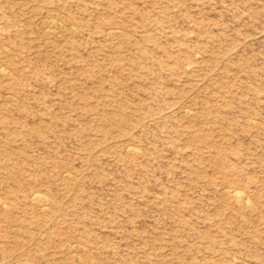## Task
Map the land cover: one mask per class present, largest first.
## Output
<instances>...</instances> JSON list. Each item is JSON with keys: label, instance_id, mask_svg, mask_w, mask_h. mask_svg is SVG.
Returning a JSON list of instances; mask_svg holds the SVG:
<instances>
[{"label": "rangeland", "instance_id": "obj_1", "mask_svg": "<svg viewBox=\"0 0 264 264\" xmlns=\"http://www.w3.org/2000/svg\"><path fill=\"white\" fill-rule=\"evenodd\" d=\"M0 264H264V0H0Z\"/></svg>", "mask_w": 264, "mask_h": 264}, {"label": "bare ground", "instance_id": "obj_2", "mask_svg": "<svg viewBox=\"0 0 264 264\" xmlns=\"http://www.w3.org/2000/svg\"><path fill=\"white\" fill-rule=\"evenodd\" d=\"M234 189V188H233ZM236 189V188H235ZM232 190V189H231ZM230 190V191H231ZM241 192V191H240ZM238 191H234V196L239 200V199H242L244 197V194L242 195V192L240 193ZM36 195V194H35ZM243 196V197H242ZM36 198L40 199L41 197L39 195H36ZM245 198V197H244ZM236 200V199H235ZM39 201V200H38ZM241 201V200H240ZM245 201V199H244ZM246 202V201H245Z\"/></svg>", "mask_w": 264, "mask_h": 264}]
</instances>
